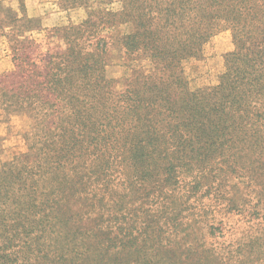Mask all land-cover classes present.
Wrapping results in <instances>:
<instances>
[{
  "label": "trees",
  "instance_id": "1",
  "mask_svg": "<svg viewBox=\"0 0 264 264\" xmlns=\"http://www.w3.org/2000/svg\"><path fill=\"white\" fill-rule=\"evenodd\" d=\"M148 7L160 17L180 9L179 19L126 21L135 31L122 37L125 48L149 53L155 71H135L142 78H126L123 90L106 75L111 51L92 34V19L66 25L64 44L43 68L28 53L38 47L35 39L13 45L14 57L21 58L5 74V84L40 76L45 81L22 85L25 94L35 88L47 98L54 92L65 99L62 105L2 101L33 112L34 129L26 151L1 164L0 264H235L232 251L207 248L188 222L180 224L176 213L191 204L169 189L179 180L171 159L178 145L185 151L196 146L203 130H240L237 119L249 118L264 95V0H177ZM219 19L233 27V59L219 85L191 91L175 67L198 54L207 28ZM26 21L31 29L33 19ZM2 89L7 96L18 88ZM59 106L62 114L45 113Z\"/></svg>",
  "mask_w": 264,
  "mask_h": 264
},
{
  "label": "rangeland",
  "instance_id": "2",
  "mask_svg": "<svg viewBox=\"0 0 264 264\" xmlns=\"http://www.w3.org/2000/svg\"><path fill=\"white\" fill-rule=\"evenodd\" d=\"M167 1L177 0H74L72 4L69 0H0V87L18 88L7 96H3L4 89L0 90V169L3 161L16 152L26 151L27 136L34 129L33 112L2 105L3 99H9V103L24 99L46 100L59 105L65 99L60 93L49 94L50 91L47 98L35 88L30 94L24 93L22 85L38 84L45 81L44 77L34 75L33 79L19 80L15 85L5 84V74L15 70L19 63L15 59L21 58L20 54L14 57L13 45L35 39L38 47L28 53L43 68L47 56L64 44L62 29L68 24L79 25L92 19V34L104 38L111 51L106 75L117 80V89L123 90L126 78L137 77L135 71L145 75L155 71L149 53L142 49L131 53L125 48L122 37L135 31L134 24L126 21L165 22V18L178 21L180 9L174 15L162 14L161 17L158 12H149L148 6L161 8ZM81 2L89 4L85 7ZM13 15L22 22L16 21ZM26 18L33 19L31 29L26 28ZM185 25L190 27L192 22L187 21ZM207 30L209 35L198 54L188 55L175 67L176 77L182 75L191 91L219 85L233 59L230 53L236 51L233 27L227 20L219 19L218 24ZM167 33L171 37L178 34ZM48 47H51L50 52ZM253 106L249 118L235 122L234 126L241 124L240 130H232L233 125L227 134L216 129L203 130L204 136H198L200 142L196 146L185 151L178 145L171 159L177 166L174 176L179 180L176 187L169 189L174 190L178 199L189 198L191 204L190 209L176 213L180 224L186 227L188 222L189 231L206 242L207 248L225 247L227 254L232 251V255H236L235 264H264V95L258 97ZM61 111L59 106L45 113L60 115ZM197 260L198 256L194 255L192 261Z\"/></svg>",
  "mask_w": 264,
  "mask_h": 264
}]
</instances>
